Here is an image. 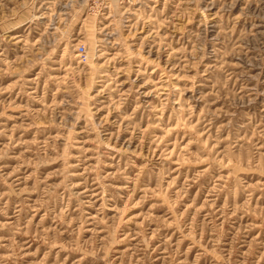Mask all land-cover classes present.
<instances>
[{
	"label": "rangeland",
	"instance_id": "374dc122",
	"mask_svg": "<svg viewBox=\"0 0 264 264\" xmlns=\"http://www.w3.org/2000/svg\"><path fill=\"white\" fill-rule=\"evenodd\" d=\"M0 264H264V0H0Z\"/></svg>",
	"mask_w": 264,
	"mask_h": 264
}]
</instances>
